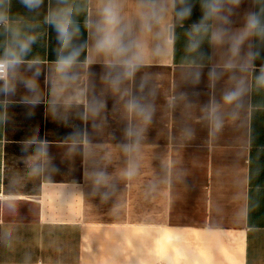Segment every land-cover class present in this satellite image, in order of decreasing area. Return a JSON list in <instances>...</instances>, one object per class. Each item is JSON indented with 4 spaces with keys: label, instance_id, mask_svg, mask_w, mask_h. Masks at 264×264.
Here are the masks:
<instances>
[{
    "label": "crops",
    "instance_id": "obj_1",
    "mask_svg": "<svg viewBox=\"0 0 264 264\" xmlns=\"http://www.w3.org/2000/svg\"><path fill=\"white\" fill-rule=\"evenodd\" d=\"M74 3L86 6L77 17L83 30L86 16L96 18L98 0ZM136 3L125 0L123 8L133 35ZM251 7L244 0L234 27L242 26ZM12 14L35 15L18 0ZM44 14L35 17L42 26L34 55L50 61L55 33L43 24ZM200 15L197 4L185 27ZM151 43L160 51L146 54L142 71L155 88L156 112L131 181L121 176L127 158L118 147L128 119L115 110L114 97L107 96L106 126L89 130V151L71 153L64 140L72 129L53 121L43 104L29 115L19 103L23 90L17 94L0 125V192L16 197L14 210L0 208V264H264V90L253 88L235 117L224 107V127L212 136L201 109L213 98L222 103L227 77L212 89L206 78L195 89L186 82L182 28L174 47H165L163 36ZM204 50L213 52L207 43ZM101 71L99 64L82 70V83L94 79L99 93ZM181 93L187 101L169 110L168 101ZM34 135L49 142L51 163L39 175L29 173L32 149L21 151ZM96 170L108 175L106 186L89 178Z\"/></svg>",
    "mask_w": 264,
    "mask_h": 264
},
{
    "label": "clouds",
    "instance_id": "obj_2",
    "mask_svg": "<svg viewBox=\"0 0 264 264\" xmlns=\"http://www.w3.org/2000/svg\"><path fill=\"white\" fill-rule=\"evenodd\" d=\"M18 2L26 13L35 15L14 16L13 0H0V125L7 123L8 109L17 103L15 97L22 89L19 103L29 109V115L43 104L53 121L72 129L64 140L70 152L81 147L88 152L90 128L98 130L107 124L110 94L117 101L115 110L122 111L128 119L123 129L124 142L118 145L127 158L121 172L125 180L131 181L139 174L144 134L156 112L155 88L150 74L142 71L146 54L157 55L160 51L152 46L154 39L163 36L165 47H174L177 28L184 30L185 80L192 88H198L206 78L212 89L227 77L229 87L222 94V103L213 98L201 109L212 136L224 127V107H230L235 117L253 88L264 90V0H251L252 7L244 13L240 27L233 26L232 18L244 0H137L135 35L123 16L125 0H98L96 18L86 16L83 30L77 17L86 12V6L76 5L74 0ZM197 4L199 19L185 27ZM42 9L43 24L55 33V58L50 61L34 55L42 26L35 17ZM205 43L213 52L204 50ZM214 54H218V60ZM94 64L102 69L99 93L94 79L90 78L86 85L82 83V70L90 71ZM90 75L97 76L95 72ZM180 100L187 101V95L171 97L168 109L174 110ZM187 106H191L190 102ZM74 120H79L80 125ZM30 148L29 173L39 175L51 163L49 142L34 135L22 142L21 151L27 153ZM89 178L98 187L109 181L103 170L90 173ZM15 203L14 195L0 192V208L11 211Z\"/></svg>",
    "mask_w": 264,
    "mask_h": 264
}]
</instances>
